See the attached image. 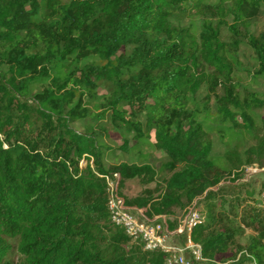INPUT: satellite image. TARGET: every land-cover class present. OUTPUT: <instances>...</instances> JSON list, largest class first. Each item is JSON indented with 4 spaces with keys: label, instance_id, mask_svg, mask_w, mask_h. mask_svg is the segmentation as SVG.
Returning <instances> with one entry per match:
<instances>
[{
    "label": "trees",
    "instance_id": "obj_1",
    "mask_svg": "<svg viewBox=\"0 0 264 264\" xmlns=\"http://www.w3.org/2000/svg\"><path fill=\"white\" fill-rule=\"evenodd\" d=\"M207 1L0 0V264H164L161 252L126 250L129 238L118 227L104 235L105 177L148 185L154 173L128 165L106 171L99 135L106 129L97 125V134L90 122L133 132L135 150L153 133L151 146L166 155L161 171L170 177L160 191L145 190L127 204L145 208L156 199L154 215L210 200L209 189L222 179L240 178L250 155L217 156L211 137L233 141L243 128L251 133L254 111L264 104L234 81L237 72L251 82L264 77V26L249 31L264 23V0ZM195 15L199 28L180 24ZM242 39L253 71L238 60ZM204 82L214 110L208 98L196 97ZM80 121L78 132L72 125ZM86 159L93 168L79 167ZM247 213L259 228L246 252L264 264V221L258 209ZM213 227L212 220L191 234L204 258L225 253L230 243Z\"/></svg>",
    "mask_w": 264,
    "mask_h": 264
},
{
    "label": "rangeland",
    "instance_id": "obj_2",
    "mask_svg": "<svg viewBox=\"0 0 264 264\" xmlns=\"http://www.w3.org/2000/svg\"><path fill=\"white\" fill-rule=\"evenodd\" d=\"M216 0H208L207 3L213 4ZM194 18L181 19L182 26H188L189 21H193V26L200 27V19L195 15ZM174 24L177 23L174 21ZM231 24V23H229ZM264 23L261 19L253 22L250 26V33H258L263 29ZM239 34L243 36L244 30L240 27L238 28ZM221 39L227 42L230 38V32L228 28L224 25L221 26ZM238 60L243 64L244 70L254 69V61L252 54L246 45V42L242 39L239 43L238 50ZM234 81H239L243 86L250 87L251 90L258 94L259 98L264 101V77L258 79L255 82H251L246 76L245 72H237L235 74ZM107 93L106 89L99 93ZM198 100H205L208 98L211 102L212 109L214 110V105L212 103L208 91V86L204 82L197 92ZM255 126L251 133L247 132L243 128V133L239 139L231 141L227 139H218L217 137H211L212 141V152L217 156H223L227 153H235L237 157L246 158L250 155L251 164L241 166L239 169L240 179L244 176L245 168H252L257 170L248 183H237L230 177H225L221 180L222 185L220 187H214L212 189L214 196L210 200H206L203 197L195 200L194 207H190L191 204L183 205L180 208L174 209L172 214L165 215L166 219L153 221L152 205L155 204L154 201H150L149 204L144 208L142 216L139 218L140 223L148 224L149 226L155 227L160 225L164 227V223L169 231L177 228L179 220L189 212L187 208H191V215L196 214L201 220V224L211 223L213 220L214 227L213 230L217 234H223L230 238V243L227 245V250L222 254H214L210 258H204L202 261H196L191 253V249H186L188 245L185 238H178L176 236H166L163 232L160 235L163 238L162 247H170L171 256H175L172 264H180L181 259L183 264H254L246 252V248L249 245L251 239L256 237L258 225L253 224V222L248 218L247 210L258 209L261 213V219L264 221V146L261 145L262 136L264 135V104L261 108L255 109ZM239 127H243L244 123L238 117L234 118ZM107 122V117L106 121ZM95 127L94 131L98 134L97 125H102L106 130L104 132H99L101 139L104 142L102 147L103 153V168L107 171L110 167L119 165L128 166H148L154 173L153 181L148 185H143V183L138 178H133L121 183L120 179L114 176L108 175L105 178V183L107 186V205H108V221L103 226V233L108 237L110 235V230L112 233L116 231L115 227H118L125 234L124 226L122 225L123 217L114 216L111 212L116 213L115 209L119 208L115 201H112L111 195H116L120 198L124 205H128L127 201L139 198L143 195V191H159L163 189L165 183L164 181L169 179L170 175L162 172L161 167L167 161L166 155L162 151L154 149L151 145L154 144L155 139L153 133H150L148 137V144H144L142 149H132L135 144V139L133 138V132H124L123 130H117L116 128L111 129L106 124H98L96 122H90ZM72 127L78 132L83 130V123L75 122ZM260 143V148L258 144ZM254 151V154H248L250 151ZM234 160V159H233ZM233 160L230 162L232 163ZM231 163H228L230 165ZM86 164L91 165L93 168L92 159L81 160L79 162V167L84 168ZM252 192L253 198L248 199L247 193ZM152 197H158V193H153ZM211 203H216L217 207L214 208L212 213L208 211V205ZM112 207V208H111ZM140 208V207H139ZM231 209V210H230ZM232 211V212H230ZM144 218L148 219V222ZM145 243L140 238H129V242L126 246V250H130L132 246H139V248L144 247ZM103 250L108 248L105 242L100 244ZM143 251V250H142ZM160 253L161 251L158 250ZM164 259L167 258L164 252ZM181 257V258H180Z\"/></svg>",
    "mask_w": 264,
    "mask_h": 264
},
{
    "label": "built area",
    "instance_id": "obj_3",
    "mask_svg": "<svg viewBox=\"0 0 264 264\" xmlns=\"http://www.w3.org/2000/svg\"><path fill=\"white\" fill-rule=\"evenodd\" d=\"M257 170H253L252 168H245L244 177L242 179L238 178L235 181L237 183H248L251 179V177L256 174ZM241 172V170H239ZM115 178L120 179L118 174L113 175ZM241 177V175H240ZM106 178V177H105ZM231 178H234V175L231 176ZM222 183H219L218 186L220 187ZM215 187V188H216ZM213 190V189H212ZM112 201H115L117 203V206L119 208H116V213H112V215L116 216H122L123 222L122 225L124 226V232L128 238H140L143 243H145L144 247H142V250L145 252H166L165 254L168 255L167 258L164 259V264H172L173 260L175 259V256H171V249L170 247H162L163 238L160 236L162 232L166 236H176L178 238L182 237L185 238L186 243L188 244L186 246V249H191V253L194 256V259L196 261H202V251L201 247L198 244H195L191 240V234L194 228H196L198 225H201V220H199L198 216L196 214L191 215V208H187L189 211L183 219L179 220V224L177 228H175L172 231H169L165 221V215H153V221L157 220H163L164 227H160V225H157L155 227L149 226L148 224H144L143 222H139V218L142 216L143 212L145 211L144 208H139L137 206L133 205H124L123 201L118 198L116 195H111L110 198ZM197 200V199H195ZM195 200L191 203L190 207H194ZM112 208V207H111ZM145 221L148 222L147 218H144ZM181 258V257H180ZM180 264H183V260L181 259Z\"/></svg>",
    "mask_w": 264,
    "mask_h": 264
}]
</instances>
